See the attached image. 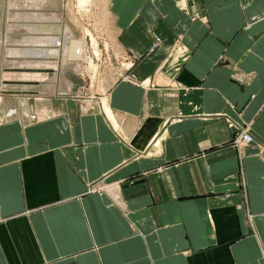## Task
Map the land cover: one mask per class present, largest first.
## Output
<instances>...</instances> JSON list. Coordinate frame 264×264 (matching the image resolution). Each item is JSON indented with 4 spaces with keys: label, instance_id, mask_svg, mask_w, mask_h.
<instances>
[{
    "label": "crops",
    "instance_id": "0c3cea01",
    "mask_svg": "<svg viewBox=\"0 0 264 264\" xmlns=\"http://www.w3.org/2000/svg\"><path fill=\"white\" fill-rule=\"evenodd\" d=\"M104 13L0 0V264H264V0Z\"/></svg>",
    "mask_w": 264,
    "mask_h": 264
},
{
    "label": "rangeland",
    "instance_id": "374dc122",
    "mask_svg": "<svg viewBox=\"0 0 264 264\" xmlns=\"http://www.w3.org/2000/svg\"><path fill=\"white\" fill-rule=\"evenodd\" d=\"M77 10L83 15L84 21L87 26V34L90 39H95V32L97 30V19L105 21L102 24L109 26L108 19L104 13L105 0H89L85 5H82L80 0H73ZM95 41V40H94ZM96 44V43H94ZM72 48L78 49L82 45L79 42H72Z\"/></svg>",
    "mask_w": 264,
    "mask_h": 264
},
{
    "label": "built area",
    "instance_id": "2783aa9c",
    "mask_svg": "<svg viewBox=\"0 0 264 264\" xmlns=\"http://www.w3.org/2000/svg\"><path fill=\"white\" fill-rule=\"evenodd\" d=\"M229 126L231 129L235 130L233 144L236 147L250 145L255 142V139L250 133V128L248 126L239 125L233 121H229Z\"/></svg>",
    "mask_w": 264,
    "mask_h": 264
},
{
    "label": "bare ground",
    "instance_id": "6f19581e",
    "mask_svg": "<svg viewBox=\"0 0 264 264\" xmlns=\"http://www.w3.org/2000/svg\"><path fill=\"white\" fill-rule=\"evenodd\" d=\"M88 1L89 0H80L82 5H85ZM90 40H91V44H94V42H96V41H94V39H90Z\"/></svg>",
    "mask_w": 264,
    "mask_h": 264
}]
</instances>
